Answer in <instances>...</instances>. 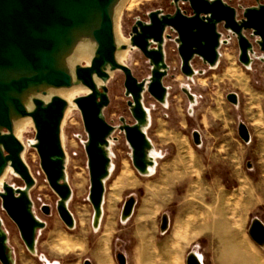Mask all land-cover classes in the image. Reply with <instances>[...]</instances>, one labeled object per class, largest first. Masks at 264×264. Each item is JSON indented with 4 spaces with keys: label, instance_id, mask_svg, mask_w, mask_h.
<instances>
[{
    "label": "rangeland",
    "instance_id": "374dc122",
    "mask_svg": "<svg viewBox=\"0 0 264 264\" xmlns=\"http://www.w3.org/2000/svg\"><path fill=\"white\" fill-rule=\"evenodd\" d=\"M223 1L235 8L255 5L253 0ZM179 6L189 13L186 3ZM157 9L173 12L168 0H128L119 14L121 38L128 41L135 20L146 21L147 14ZM218 30L227 44L219 49L217 66L209 68L194 58L192 78L180 72V58L172 41L175 34L166 31L171 36L164 46L168 71L162 84L167 89V104L157 103L146 91L142 95L149 114L145 133L158 154L154 175L137 173L124 134L116 131L109 147L113 169L104 184L97 229L92 227L93 209L88 201L87 134L72 102L86 92L71 96L73 109L61 125L64 171L71 190L67 208L74 219L73 229L60 220L58 198L29 145L34 142L32 124L18 134L24 146L22 160L34 179L29 191L32 211L45 227L37 232L35 253H29L0 200V220L14 264H186L190 253L198 254L202 264H217L216 259L220 264H264V244L257 245L248 234L253 220L264 225V165L256 149L262 135L253 124L254 108L259 111V96L264 97L263 55L255 47L253 65L246 69L237 60L236 39L221 26ZM124 51L120 63L138 81L147 79V59L135 48ZM80 64L87 65L88 60L82 59ZM123 82V73L115 71L106 83L109 103L103 115L113 126L120 125V117L133 123ZM230 94L236 95V104L227 101ZM239 125L248 128L250 143L240 139ZM2 183L24 186L11 168L2 178L0 192ZM118 186L112 203L113 187ZM44 205L48 206L47 215L41 211Z\"/></svg>",
    "mask_w": 264,
    "mask_h": 264
},
{
    "label": "water",
    "instance_id": "95a60500",
    "mask_svg": "<svg viewBox=\"0 0 264 264\" xmlns=\"http://www.w3.org/2000/svg\"><path fill=\"white\" fill-rule=\"evenodd\" d=\"M121 0H0V176L10 167L23 181L22 188L2 183L1 207L15 224L27 251L35 253L36 235L45 227L32 211L29 191L34 186L27 166L22 160L23 144L13 133L14 123L29 117L34 129V142L39 166L50 189L56 194V212L68 229L74 228V219L67 208L71 190L65 177V154L61 143V125L68 102L58 95L43 98L51 90L79 85L86 94L72 102L78 109L87 140L84 150L89 174L88 201L93 209L92 227L98 228L102 215L104 184L110 175L111 155L108 152L112 135L122 132L130 148L133 168L141 176L147 174L154 162L150 156L152 144L145 129L149 114L142 104L146 91L163 105L167 89L162 80L168 66L164 46L171 36L180 58V72L192 78L194 58L214 68L220 57L219 49L227 44L218 27L236 39L238 62L249 67L255 56V47L264 62V2L233 7L223 0H168L172 13L157 9L147 14V20L136 19L127 44L117 48L114 34V13ZM186 3L189 13L179 4ZM240 11V15L238 12ZM247 33V35H246ZM94 45L87 65L77 63L70 69L67 61L79 44ZM137 49L147 59L150 76L138 81L130 69L116 59L117 50ZM121 71L124 76L126 106L132 124L119 118L113 126L104 119L108 106L106 83L110 74ZM227 101L236 104L235 94ZM30 106V107H29ZM29 108H31L29 110ZM238 135L248 142L244 125L238 126ZM195 141H197L195 137ZM48 214V206L41 207ZM248 234L259 246L264 244V225L253 220ZM122 259V257H119ZM0 264H14L6 233L0 220ZM84 264H89L85 262ZM186 264H201L194 253Z\"/></svg>",
    "mask_w": 264,
    "mask_h": 264
},
{
    "label": "bare ground",
    "instance_id": "6f19581e",
    "mask_svg": "<svg viewBox=\"0 0 264 264\" xmlns=\"http://www.w3.org/2000/svg\"><path fill=\"white\" fill-rule=\"evenodd\" d=\"M127 3H128V0H121L118 3V5L116 6L115 13H114V34H115V40H116L117 48H119V46L121 44H127L128 43V41H126L123 38H121V36L119 34L120 32H118L119 14H120L122 8L125 7ZM93 51H94V45L90 44L89 42H85V43L79 44L76 47V49L74 50L73 54L68 59L67 66L70 69H72L73 66L75 64H77V63H80L82 59H86V60L89 61L90 58L92 57ZM124 52L125 51H122V50H119V49L117 50V52H116V59L119 62L121 61L122 58L125 57ZM110 76H111V74H110ZM78 91H81V92L82 91H85V92H87V90L85 88H82L79 85H72L69 88H62V89H59V90H51L48 93V95L45 96L43 99L44 100H48L52 95H58V96L62 97L63 99H65L68 102V107H67L66 112L64 114V117H65L66 114H68L73 109V105L70 104L69 99L71 98V96L73 94L77 93ZM166 104H167V100L165 101V103L163 105H166ZM30 109L31 108H29V110ZM27 124H32L31 119L29 117H25V118H22V119L16 121L14 123V127H13V133H14V135L17 137L18 134L21 133L25 129V127H26ZM29 144H32V142H29ZM110 144H111V141H110ZM108 152H109L110 155H112V153L110 151V148H108ZM157 155L158 154L152 148V150L150 152V156H151L154 164H153L152 167H150L148 169L147 174H145L143 176L150 177V176H153L154 175L155 164H156V156ZM65 164H66V155H65ZM8 168H10V167H6L5 170H4V172H3V174L0 176V184H1L2 178L8 174ZM112 169H113V166H111L110 172L112 171ZM124 181H126L127 184L130 183L129 182V179H125ZM113 188L114 189L112 190V194L110 196V200H111L112 203H114L115 200H116V198H117V194H118V191H119V186L118 187H113ZM195 256H196V258L201 263V257L198 254H195Z\"/></svg>",
    "mask_w": 264,
    "mask_h": 264
},
{
    "label": "crops",
    "instance_id": "0c3cea01",
    "mask_svg": "<svg viewBox=\"0 0 264 264\" xmlns=\"http://www.w3.org/2000/svg\"><path fill=\"white\" fill-rule=\"evenodd\" d=\"M252 63L249 66V68L252 67V65H253ZM260 63H262V62H260ZM246 69H248V68H246ZM258 107H259V111L256 108H254L255 110L253 112L254 113L253 114L254 115V117H253L254 123L253 124L255 125L256 130H258V131L260 130L259 132L262 135V139L260 140L261 142L258 145V147H256V149H257V152L260 154L259 161L261 162V165H264V97L260 98V96H259ZM247 131H248V135H249V140H248V142H244L245 144H248L251 141V134H250L248 128H247ZM215 262L217 264L221 263L218 259H216Z\"/></svg>",
    "mask_w": 264,
    "mask_h": 264
}]
</instances>
